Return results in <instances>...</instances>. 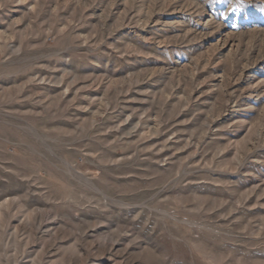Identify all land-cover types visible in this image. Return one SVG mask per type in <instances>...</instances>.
I'll use <instances>...</instances> for the list:
<instances>
[{
    "label": "rangeland",
    "instance_id": "rangeland-1",
    "mask_svg": "<svg viewBox=\"0 0 264 264\" xmlns=\"http://www.w3.org/2000/svg\"><path fill=\"white\" fill-rule=\"evenodd\" d=\"M0 264H264V0H0Z\"/></svg>",
    "mask_w": 264,
    "mask_h": 264
},
{
    "label": "bare ground",
    "instance_id": "bare-ground-1",
    "mask_svg": "<svg viewBox=\"0 0 264 264\" xmlns=\"http://www.w3.org/2000/svg\"><path fill=\"white\" fill-rule=\"evenodd\" d=\"M61 160L65 163V164H67L68 165V163L67 162H65L62 158H61ZM90 183V182H89ZM93 184H91V186H92ZM95 190H97L99 193H101V194H103L105 197H107L106 196V194H104L100 189H97L96 187H94V186H92ZM108 198V197H107Z\"/></svg>",
    "mask_w": 264,
    "mask_h": 264
}]
</instances>
